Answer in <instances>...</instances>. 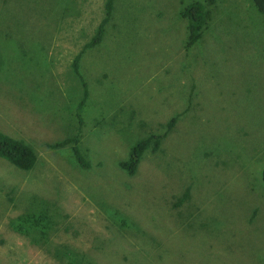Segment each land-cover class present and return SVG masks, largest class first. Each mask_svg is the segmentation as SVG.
Instances as JSON below:
<instances>
[{
    "label": "rangeland",
    "instance_id": "374dc122",
    "mask_svg": "<svg viewBox=\"0 0 264 264\" xmlns=\"http://www.w3.org/2000/svg\"><path fill=\"white\" fill-rule=\"evenodd\" d=\"M107 6L0 0V131L37 156L30 171L0 157V264H61V245L87 264H264V11L113 0L76 74ZM76 136L86 168L56 147ZM31 213L37 242L11 228Z\"/></svg>",
    "mask_w": 264,
    "mask_h": 264
},
{
    "label": "trees",
    "instance_id": "16d2710c",
    "mask_svg": "<svg viewBox=\"0 0 264 264\" xmlns=\"http://www.w3.org/2000/svg\"><path fill=\"white\" fill-rule=\"evenodd\" d=\"M107 2H108L107 16L104 18L103 22L100 23V25H99L95 35L91 39V41L89 43L85 44L83 49H81L78 53H75L74 71L76 74H79L78 62H79L80 56L82 55L84 50L97 45L102 40L103 28H104L105 23L110 18V11L112 9L113 0H107ZM253 3L256 5V7L260 11H264V0H253ZM197 7H199V5H196L195 9ZM191 14H192V11L185 12L184 16H185V18H187L189 20L190 29H191V43H193L196 41V39H198L200 37L201 27L198 24V20L195 18V16L190 17ZM195 14H197V12H195ZM69 23H73V22L70 21ZM71 27H72V24L67 26V32H69V29ZM193 34L195 36L192 39ZM65 35L67 36V33H65ZM66 36L63 37L64 40L67 39ZM7 44H8V48L12 49L14 53L17 52L18 48H22V46H20L17 43H15V44L14 43H7ZM68 44L69 43H67V45ZM15 45H16V47H15ZM22 49H24V48H22ZM24 50L27 51L26 49H24ZM174 122H175V119H172L170 124H169L167 132H169L173 128ZM165 135L158 136L157 140H155L156 143H158V141L160 139L163 140ZM71 142H74L75 145L77 146V149L74 152V159L80 164L81 168H86L87 165L84 163V160H86V157L84 158L83 155H81L80 150H79V143L81 142V137L79 138V136H76L73 139H68L66 142L63 141V142L57 144L56 147L65 146L66 144H69ZM149 143H150V139H145L142 142L136 143L131 149L132 151L130 153L129 160L121 163L122 168L126 169L130 175L135 174L137 166H138L140 160L142 159L145 151L147 150ZM0 157H4V158L8 159L16 167H18L22 170H25V171L32 170L35 167L36 161H37V156L34 153V150L31 148V146L28 143L24 142L22 139H17V138H14L12 136H9L7 134H4L1 131H0ZM263 175H264V171H263ZM263 179H264V177H263ZM40 216L44 217L43 215L32 214L30 216V218H27L24 220L25 222H28L31 227L27 224L21 225V223H23L21 221V222H19V224H12L13 227H11V228L13 230H15L21 234L27 235V236H29L28 233H34L35 236L33 237V240H34V242H37L38 236H36V233H39L38 224L40 222ZM35 217H36L37 221H34ZM20 220H22V218ZM25 226H27V227H25ZM55 251H56V253H55L56 257L58 259H60L61 264H87L86 263L87 260H86L85 256L83 254L80 256L79 252L76 249L74 252H72L69 249V245H67V247L65 245L55 246Z\"/></svg>",
    "mask_w": 264,
    "mask_h": 264
},
{
    "label": "flooded vegetation",
    "instance_id": "af4514ba",
    "mask_svg": "<svg viewBox=\"0 0 264 264\" xmlns=\"http://www.w3.org/2000/svg\"><path fill=\"white\" fill-rule=\"evenodd\" d=\"M192 26V25H191ZM196 27V26H195ZM167 135L164 136V138H166Z\"/></svg>",
    "mask_w": 264,
    "mask_h": 264
}]
</instances>
